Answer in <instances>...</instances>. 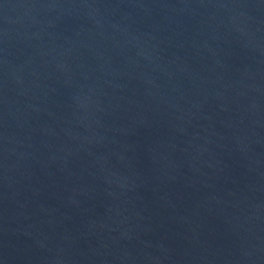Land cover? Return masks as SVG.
Returning a JSON list of instances; mask_svg holds the SVG:
<instances>
[{
    "label": "water",
    "instance_id": "1",
    "mask_svg": "<svg viewBox=\"0 0 264 264\" xmlns=\"http://www.w3.org/2000/svg\"><path fill=\"white\" fill-rule=\"evenodd\" d=\"M0 264H264V0H0Z\"/></svg>",
    "mask_w": 264,
    "mask_h": 264
}]
</instances>
